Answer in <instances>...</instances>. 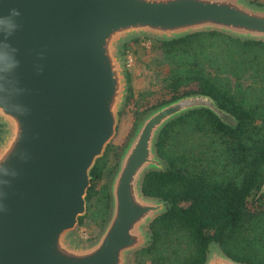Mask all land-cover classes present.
<instances>
[{
	"label": "water",
	"instance_id": "95a60500",
	"mask_svg": "<svg viewBox=\"0 0 264 264\" xmlns=\"http://www.w3.org/2000/svg\"><path fill=\"white\" fill-rule=\"evenodd\" d=\"M21 28L0 41V264H126L144 246L165 202L142 192L160 168L155 140L196 107L235 117L208 94L190 93L145 111L110 182L111 211L82 245L69 233L86 213L90 170L116 133L127 78L121 44L141 33L172 38L202 29L264 39V6L247 0H0ZM3 37H0L2 40ZM264 192V181L259 193ZM203 264H245L209 247Z\"/></svg>",
	"mask_w": 264,
	"mask_h": 264
},
{
	"label": "trees",
	"instance_id": "16d2710c",
	"mask_svg": "<svg viewBox=\"0 0 264 264\" xmlns=\"http://www.w3.org/2000/svg\"><path fill=\"white\" fill-rule=\"evenodd\" d=\"M247 1L264 6L261 0ZM138 37L122 42V57ZM150 62L161 67L169 96L142 109L134 103L135 125L148 109L198 92L210 95L235 121L196 107L159 130L155 147L162 166L145 171L141 189L166 206L148 223L149 239L129 254V264H203L212 244L234 260L264 264V192L259 193L264 181V39L195 30L156 38ZM125 73L123 107L135 97L132 75L128 69ZM112 147L107 144L90 170L87 209L77 225L89 217L102 230L110 215L105 163Z\"/></svg>",
	"mask_w": 264,
	"mask_h": 264
},
{
	"label": "rangeland",
	"instance_id": "374dc122",
	"mask_svg": "<svg viewBox=\"0 0 264 264\" xmlns=\"http://www.w3.org/2000/svg\"><path fill=\"white\" fill-rule=\"evenodd\" d=\"M138 36L137 41L130 43L125 48V55L122 57L124 69H128L132 75L131 83L135 97L133 103L121 108L122 113L119 114L116 133L110 141L113 147L107 153L105 163V170L107 174H110V181L116 170L119 155L135 127L137 116L134 103L142 109L169 96L168 89L164 86L162 80L161 67L150 62L154 55L155 39L157 37L146 33H141ZM2 132L0 123V134ZM262 200L264 201V196ZM101 231L93 218L86 217L84 222L76 225L69 235L73 240L85 245L93 242ZM131 252L127 254L126 264H129V254ZM130 264H135L134 260H131Z\"/></svg>",
	"mask_w": 264,
	"mask_h": 264
},
{
	"label": "clouds",
	"instance_id": "9594fccd",
	"mask_svg": "<svg viewBox=\"0 0 264 264\" xmlns=\"http://www.w3.org/2000/svg\"><path fill=\"white\" fill-rule=\"evenodd\" d=\"M21 15V11L17 8H11L8 15H0V37H3L0 41L9 39L21 28L18 22ZM0 211H6V209L0 206Z\"/></svg>",
	"mask_w": 264,
	"mask_h": 264
}]
</instances>
